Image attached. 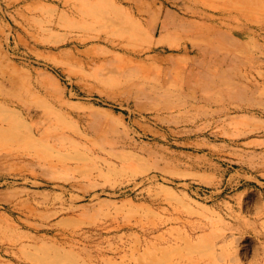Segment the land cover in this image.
I'll return each mask as SVG.
<instances>
[{
	"label": "rangeland",
	"instance_id": "rangeland-1",
	"mask_svg": "<svg viewBox=\"0 0 264 264\" xmlns=\"http://www.w3.org/2000/svg\"><path fill=\"white\" fill-rule=\"evenodd\" d=\"M63 1L0 0V264H264V0Z\"/></svg>",
	"mask_w": 264,
	"mask_h": 264
},
{
	"label": "bare ground",
	"instance_id": "bare-ground-1",
	"mask_svg": "<svg viewBox=\"0 0 264 264\" xmlns=\"http://www.w3.org/2000/svg\"><path fill=\"white\" fill-rule=\"evenodd\" d=\"M78 0H64L62 2V7L63 8H68L70 10H72L73 13H76V17L77 18H80L81 16L84 17V18H92V17H96V16H101L102 18L101 19H104V20H111L110 19V14L108 12H106L105 10H100V9H92V10H79V9H75L74 6H75V3L77 2ZM59 24V22H58ZM156 29L153 31L155 32ZM161 39H158L156 40L155 42H151V45L149 46L148 51H151L153 49H156V48H160L158 45L161 44ZM64 44V43H63ZM53 63L55 64L54 66H59L61 64L60 60H53ZM71 75V74H69ZM30 128V126H29ZM190 238H191V235H188V241H190ZM229 253V251H227ZM234 261L230 260L228 262H224L223 264H233Z\"/></svg>",
	"mask_w": 264,
	"mask_h": 264
}]
</instances>
